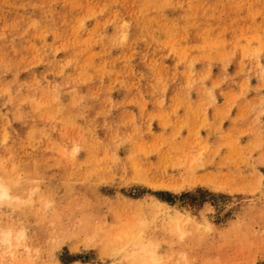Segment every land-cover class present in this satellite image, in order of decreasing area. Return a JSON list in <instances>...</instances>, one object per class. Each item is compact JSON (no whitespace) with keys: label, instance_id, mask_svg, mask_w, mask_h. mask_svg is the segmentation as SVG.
I'll return each instance as SVG.
<instances>
[{"label":"rangeland","instance_id":"obj_1","mask_svg":"<svg viewBox=\"0 0 264 264\" xmlns=\"http://www.w3.org/2000/svg\"><path fill=\"white\" fill-rule=\"evenodd\" d=\"M0 180V264H264V0H0Z\"/></svg>","mask_w":264,"mask_h":264},{"label":"bare ground","instance_id":"obj_2","mask_svg":"<svg viewBox=\"0 0 264 264\" xmlns=\"http://www.w3.org/2000/svg\"><path fill=\"white\" fill-rule=\"evenodd\" d=\"M0 192H3V193L6 194L5 198H8L9 195H10L7 186L5 184H3L1 180H0ZM24 236H25L24 231L19 232V235H17V240H20ZM12 239H13V236H12L11 230H7V231H4V235H3L2 239H1V242H8V243L11 244L12 243ZM153 263L157 264L155 259L153 260Z\"/></svg>","mask_w":264,"mask_h":264},{"label":"clouds","instance_id":"obj_3","mask_svg":"<svg viewBox=\"0 0 264 264\" xmlns=\"http://www.w3.org/2000/svg\"><path fill=\"white\" fill-rule=\"evenodd\" d=\"M5 196H6V194H5V193H3V192H0V199H4V198H5Z\"/></svg>","mask_w":264,"mask_h":264}]
</instances>
